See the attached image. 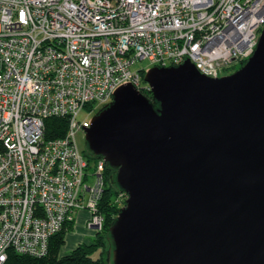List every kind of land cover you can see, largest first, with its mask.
I'll return each mask as SVG.
<instances>
[{
  "label": "built area",
  "instance_id": "2783aa9c",
  "mask_svg": "<svg viewBox=\"0 0 264 264\" xmlns=\"http://www.w3.org/2000/svg\"><path fill=\"white\" fill-rule=\"evenodd\" d=\"M263 27L264 0H0V264L10 251L45 256L84 208L88 227L104 221L100 173L75 140L85 105L128 83L150 93L141 72L186 59L220 77ZM50 117L66 118L64 136L46 137Z\"/></svg>",
  "mask_w": 264,
  "mask_h": 264
},
{
  "label": "water",
  "instance_id": "95a60500",
  "mask_svg": "<svg viewBox=\"0 0 264 264\" xmlns=\"http://www.w3.org/2000/svg\"><path fill=\"white\" fill-rule=\"evenodd\" d=\"M143 79L152 99L123 84L83 126L127 194L108 264H264V27L231 74L186 59Z\"/></svg>",
  "mask_w": 264,
  "mask_h": 264
},
{
  "label": "trees",
  "instance_id": "16d2710c",
  "mask_svg": "<svg viewBox=\"0 0 264 264\" xmlns=\"http://www.w3.org/2000/svg\"><path fill=\"white\" fill-rule=\"evenodd\" d=\"M143 94L149 99H152L150 93L144 92ZM154 104L155 106L158 105L156 102ZM45 125L47 138L62 137L67 130L66 118L50 117L46 120ZM83 153L89 161H93L94 157L91 153L86 151H83ZM89 163L91 164V162ZM105 169V183L107 184V187L105 188V193L99 203V211L103 215L105 227L103 232L97 233V239L89 243H81L70 252L61 255L60 251L65 242L66 232L71 229V227L69 229L68 223L66 228L64 225L59 232L50 238L48 251L45 256L35 257L25 254L20 255L10 251L4 264H107V254L102 258V244L106 243V245L111 248L108 229L120 210V207H115L113 205L111 197L114 192H125L121 191L113 181L114 170L108 165H106ZM73 222L71 223V226H73Z\"/></svg>",
  "mask_w": 264,
  "mask_h": 264
},
{
  "label": "rangeland",
  "instance_id": "374dc122",
  "mask_svg": "<svg viewBox=\"0 0 264 264\" xmlns=\"http://www.w3.org/2000/svg\"><path fill=\"white\" fill-rule=\"evenodd\" d=\"M246 61V60H245ZM244 61V62H245ZM244 64V63H242ZM242 64H238V63H231L225 70H223V73H227V74H231L233 72H235ZM152 65L150 64V62L147 60V59H144V60H141V61H138L136 64H135V67L136 68H149L151 67ZM141 74L144 76L145 72H141ZM226 74V75H227ZM143 79V78H142ZM144 81V79H143ZM145 82V81H144ZM104 106V105H103ZM102 105H97V106H94V105H85L84 108H82L79 112H78V115H77V120L78 122L82 125V127L84 125H87L90 121V119L98 112V110H100L102 107ZM47 120V119H46ZM45 120V122H46ZM82 127L80 129H78L76 131V135H75V140H76V143H77V146L78 148L81 150V151H86V152H89L87 149V145H86V139H85V132L84 130L82 129ZM90 153V152H89ZM87 162H88V166H87V171H90V172H93L94 170H96L95 173H100L98 174V178L99 180L101 181V183L103 184V191L101 193V196L97 202V205H96V208L97 209V212H95V214H93V216H97L99 214V203L101 202V199L103 198V195L105 193V188L107 187V184L105 183V167H106V163L105 162H102V158L101 157H94L93 161H89L88 158L86 157V155L84 154ZM91 162V164L89 163ZM99 168V169H98ZM112 169V168H111ZM99 170V171H97ZM100 170H102V172H100ZM126 194L125 193H122V192H114L113 196L111 197V201L113 203V205L116 207H122L124 206L125 204V200H126ZM84 211H87L88 212V219L90 217V213H89V210L88 208H84L82 209ZM76 214V213H75ZM101 214V213H100ZM102 215V214H101ZM103 216V215H102ZM88 219L86 221V226H87V222H88ZM73 222L72 221H69V229L71 227V229L69 230V232H73V231H76L77 232V229H75V226H71V223ZM65 224V228L67 227V224ZM104 221L101 222V225L98 229H93V228H90L87 226L88 229H91L93 230V233H94V238L92 239V241H94L95 239H97L98 237V234L97 233H100V232H103L104 231ZM78 233V232H77ZM104 235H105V232H104ZM110 247H108L106 245V243L102 244V250H103V253H102V258H104L105 254H107V264H108V253L110 251ZM70 252V251H69Z\"/></svg>",
  "mask_w": 264,
  "mask_h": 264
},
{
  "label": "crops",
  "instance_id": "0c3cea01",
  "mask_svg": "<svg viewBox=\"0 0 264 264\" xmlns=\"http://www.w3.org/2000/svg\"><path fill=\"white\" fill-rule=\"evenodd\" d=\"M88 216V212L84 210L76 213L73 225L75 226L74 230L77 229L78 233L76 231L66 232L65 242L60 251L61 255L68 253L81 243H89L92 241L95 236L93 230L88 229L85 224Z\"/></svg>",
  "mask_w": 264,
  "mask_h": 264
},
{
  "label": "bare ground",
  "instance_id": "6f19581e",
  "mask_svg": "<svg viewBox=\"0 0 264 264\" xmlns=\"http://www.w3.org/2000/svg\"><path fill=\"white\" fill-rule=\"evenodd\" d=\"M150 94H151V92H150ZM152 96V95H151ZM126 194V193H125ZM126 198H127V194H126V196H125ZM126 201V200H125Z\"/></svg>",
  "mask_w": 264,
  "mask_h": 264
},
{
  "label": "flooded vegetation",
  "instance_id": "af4514ba",
  "mask_svg": "<svg viewBox=\"0 0 264 264\" xmlns=\"http://www.w3.org/2000/svg\"><path fill=\"white\" fill-rule=\"evenodd\" d=\"M227 73H223V75H226Z\"/></svg>",
  "mask_w": 264,
  "mask_h": 264
}]
</instances>
